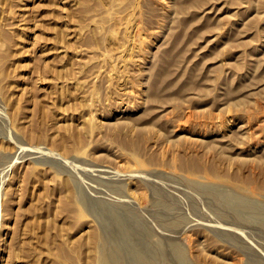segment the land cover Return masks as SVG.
<instances>
[{
  "label": "rangeland",
  "instance_id": "1",
  "mask_svg": "<svg viewBox=\"0 0 264 264\" xmlns=\"http://www.w3.org/2000/svg\"><path fill=\"white\" fill-rule=\"evenodd\" d=\"M0 264H264V0H0Z\"/></svg>",
  "mask_w": 264,
  "mask_h": 264
}]
</instances>
